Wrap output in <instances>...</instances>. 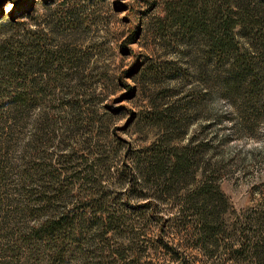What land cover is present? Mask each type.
Masks as SVG:
<instances>
[{
	"label": "rangeland",
	"instance_id": "obj_1",
	"mask_svg": "<svg viewBox=\"0 0 264 264\" xmlns=\"http://www.w3.org/2000/svg\"><path fill=\"white\" fill-rule=\"evenodd\" d=\"M170 1L27 0L26 10L15 13L11 1L0 0V51L22 43L32 52L40 43L56 50L60 60L33 74L47 88L24 108H0V264H38L41 251L34 248L28 255L21 227L43 221L49 210L90 218L89 207L96 203L102 211L120 208L124 215L120 236L104 235L102 228L92 232L108 239V244L96 240L92 249L110 247L104 256L112 264H147L152 257L134 259L140 250L155 252L150 244L160 239L173 244L178 258L171 260L172 252L160 248L166 254L152 264L226 260L223 247L208 259L190 235L180 233L178 224L190 221V213H180L176 205L207 175L226 199L218 206L225 235L240 229L243 214L264 200V108L250 107L243 90L228 88V65L206 63L201 37L166 25ZM242 30L236 29V40L251 46L252 36ZM168 105L181 108L159 124L146 119L154 107ZM166 141L189 146L195 157L178 194L143 179L136 185L127 176L136 152ZM30 167L32 189L42 185L47 197H54L47 208L35 195L29 198L35 217L23 212L26 201L19 190L21 173ZM149 201L146 210L142 206ZM117 245L130 251L124 261L114 262Z\"/></svg>",
	"mask_w": 264,
	"mask_h": 264
},
{
	"label": "trees",
	"instance_id": "obj_2",
	"mask_svg": "<svg viewBox=\"0 0 264 264\" xmlns=\"http://www.w3.org/2000/svg\"><path fill=\"white\" fill-rule=\"evenodd\" d=\"M7 1L13 3L12 11L15 13L26 10L27 0ZM163 21L167 22L166 25L179 29V33L182 31L184 35H190V38L201 37L206 43V47L201 50L206 63L221 67L228 65L224 82L228 84V88L243 90L250 107L258 105L264 108V0H172L166 5ZM239 27H242L243 32L247 30L251 34V46L239 45L235 36ZM26 48L21 43L16 48L8 47L0 51V108H24L35 98V94L38 95L47 88V83L37 82L33 74L60 63L56 50L43 47L40 43L33 44L32 52L26 51ZM174 64L176 67L177 63ZM179 108L169 105L161 109L154 107L146 114V119L152 124H159ZM37 141L39 142V138L35 140L36 144ZM31 156L36 155L31 153ZM193 159L195 157L189 146L173 145L169 141L161 144L155 142L144 151L136 152L131 172L127 176L130 180L133 178L136 185L138 180L143 179L145 185L151 184L155 188L164 186V192L175 191L178 194L191 175ZM29 162L32 163V169L36 170L37 163L31 160ZM2 174L3 171L0 170V176ZM21 177L19 190L26 201L23 212L35 217L34 210L27 205L29 198L35 195L36 200L44 202L47 208L54 197H47L48 189L42 185L32 189L34 176L31 174V167L23 170ZM115 200L120 199L116 197ZM181 201L182 205H176V208L184 214L189 211L190 221L182 220L177 228L181 229L180 233L185 231L190 235L195 240L194 246L202 249L203 255L208 259L216 256L217 249L223 247L222 253L227 257L219 264H261L264 260V200L243 214L245 222H237L240 229H233V235L230 233V236L225 235L227 227L222 213L218 211L219 203H225L226 199L207 175L197 180L186 193H182ZM127 202L128 199L126 202L122 201V204L127 206ZM152 203L149 201L142 207L147 210L152 207ZM96 204L89 207L92 213L90 218L74 214L72 210H49L43 221L21 227L19 236L22 246L28 251V255L32 254L34 248L41 251L38 264H112L113 261L104 256L105 250L110 247L105 245L98 253L92 247L96 240L108 244L104 235L109 231L120 236L125 222L124 215L120 208L102 211ZM131 226L134 227L133 224ZM190 226L192 230L188 229ZM95 228H102L104 235L97 238L92 233ZM232 236L234 238L228 240ZM160 241L156 246L150 244L155 252L140 250L134 262L152 257L147 262L152 264L161 252H172L171 260L177 259L178 253L173 244L169 245L162 239ZM209 247L211 248L208 249ZM114 248L111 253L115 256L114 262L124 261L128 256L126 253L130 252L123 245ZM160 248L168 252L158 250Z\"/></svg>",
	"mask_w": 264,
	"mask_h": 264
}]
</instances>
